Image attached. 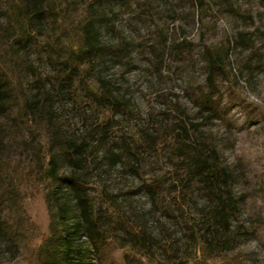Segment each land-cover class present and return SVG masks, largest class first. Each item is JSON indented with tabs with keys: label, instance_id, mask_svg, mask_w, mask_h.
I'll list each match as a JSON object with an SVG mask.
<instances>
[{
	"label": "rangeland",
	"instance_id": "1",
	"mask_svg": "<svg viewBox=\"0 0 264 264\" xmlns=\"http://www.w3.org/2000/svg\"><path fill=\"white\" fill-rule=\"evenodd\" d=\"M44 1L52 9L42 34L32 31L15 63L0 44V70L12 87L0 115L1 218L9 237L1 242L0 264L42 262L50 236L47 163L59 156L58 137L86 143L90 156L77 171H105L84 186L100 231L86 244L90 264H264V0ZM19 3L0 0V30L21 24L13 17ZM95 16L107 22L105 47L119 53L99 69L107 89L98 86L95 61L70 50ZM64 61L78 66L72 87L52 97L51 120L34 117L29 73L52 87L56 63ZM111 90L115 106L93 96ZM97 141L123 142L130 151L113 166ZM185 151L228 173L237 201L231 248L211 250L184 233L199 227L208 201L195 182H179L189 171ZM58 171L73 168L62 161ZM149 183L158 203L177 207L187 222L160 213ZM143 231L152 233L149 241Z\"/></svg>",
	"mask_w": 264,
	"mask_h": 264
},
{
	"label": "trees",
	"instance_id": "2",
	"mask_svg": "<svg viewBox=\"0 0 264 264\" xmlns=\"http://www.w3.org/2000/svg\"><path fill=\"white\" fill-rule=\"evenodd\" d=\"M15 9L17 10L14 12L15 14L13 13V17L21 24L16 31L13 28L12 30L6 28L0 30V44L5 43V46H7L5 53L13 63L31 45L32 31L38 30L39 33L41 32L40 28L50 15V9L52 8L47 6L44 0H20ZM103 22L104 19L102 17L88 18L81 28V43L77 48L73 49L71 47L70 50L72 49L78 58L91 59V62L95 61L93 71H95L98 86L107 89V81L100 75L102 71L99 69L105 62L107 63L109 57L113 58V56H118L119 53L115 52L112 55L102 42V34L105 26H107V22ZM1 47L2 45L0 49ZM21 64L23 65V63ZM55 67V75H53V82L51 83L52 87L40 77L29 73L31 80L29 81L30 89L27 101H29V110L34 117L51 120L52 108L49 105L52 97L67 90L69 91L70 89L67 88L72 87L71 84L76 76L75 71L78 70V66L68 65V61H64L57 62ZM24 69L30 70V67L25 66ZM47 85L48 87H46ZM11 88L10 79L5 77V73L0 70V115L2 114V108L7 105ZM45 88L46 91H44ZM116 95L117 91L114 90L106 94H93L98 102L112 104L113 106L117 105L119 101ZM1 129L0 156L4 146ZM57 129L53 125V135L56 134ZM178 129L181 130L179 132L181 135L185 131V126L182 124ZM100 136H104V133ZM101 142L99 143L103 144V146L106 143ZM54 146L60 147V151L59 156L53 154L47 163L48 171H46V177L49 179L50 186L45 198L50 213V236L43 244L41 264H90V251L86 244L93 243L94 238L100 231L95 228L96 220L93 215V206L90 203L89 193L84 186L95 176H93L94 172L100 175V173L105 171L76 170L82 168L83 164L87 163L88 156H90V151L82 140L58 137ZM179 148L181 147L179 146ZM129 151L130 149L123 142L118 147L110 144L104 146L102 157L107 161V164L114 166L122 161L123 154ZM98 152H100L99 149L96 150V153ZM183 155L189 171L184 175V178H180L179 182H181L182 187L188 183L195 182L196 185L204 190L202 192H205L206 201L208 199L200 207L201 211L196 223L199 227L197 229L188 227L184 230L187 239L192 243L199 241L211 250L222 249L225 246L231 248L234 246L235 238L238 237L235 236L236 232L231 230V217L237 208V201L230 195L227 171H217L216 163L206 159L202 160L198 151H185ZM62 161L73 168V171H69L67 175H59L58 170ZM152 185L149 183L146 187L151 194L155 193L153 202L157 204L160 213L168 216L175 224L182 222V220L187 222L182 212L180 214L176 212L177 207L163 206L162 203H158V198L156 197L158 193L154 191L155 189L152 190ZM2 200L1 197L0 245L1 242L4 243L9 238L4 221L1 218ZM150 234L152 233L143 231L141 238L149 241L151 238ZM176 249L180 250V247L176 246Z\"/></svg>",
	"mask_w": 264,
	"mask_h": 264
}]
</instances>
